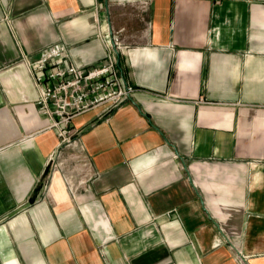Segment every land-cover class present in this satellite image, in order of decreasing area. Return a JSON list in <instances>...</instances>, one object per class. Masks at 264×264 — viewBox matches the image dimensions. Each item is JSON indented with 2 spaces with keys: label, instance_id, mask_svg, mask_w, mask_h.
Returning a JSON list of instances; mask_svg holds the SVG:
<instances>
[{
  "label": "crops",
  "instance_id": "0c3cea01",
  "mask_svg": "<svg viewBox=\"0 0 264 264\" xmlns=\"http://www.w3.org/2000/svg\"><path fill=\"white\" fill-rule=\"evenodd\" d=\"M116 35L133 91L53 171L27 63L96 67ZM0 264H264V0H0Z\"/></svg>",
  "mask_w": 264,
  "mask_h": 264
},
{
  "label": "built area",
  "instance_id": "2783aa9c",
  "mask_svg": "<svg viewBox=\"0 0 264 264\" xmlns=\"http://www.w3.org/2000/svg\"><path fill=\"white\" fill-rule=\"evenodd\" d=\"M146 5L147 2H144L143 6ZM112 44L108 43L106 54L96 67L66 63L67 49L60 44L46 47L40 52L37 61L27 63L38 92L37 111L48 121V129H57L60 139L58 152L49 161L53 171L59 169L64 160L61 156L63 145L74 143L69 135L72 121L97 108H101L103 113H110L118 109L133 91L122 83L118 75L114 51L118 53L123 48L118 35L112 37ZM72 159L78 166L74 170L77 181L74 190H78L95 173L87 158L74 155Z\"/></svg>",
  "mask_w": 264,
  "mask_h": 264
}]
</instances>
